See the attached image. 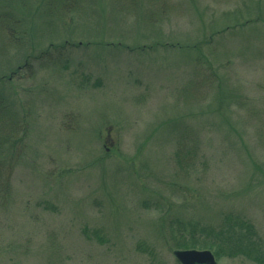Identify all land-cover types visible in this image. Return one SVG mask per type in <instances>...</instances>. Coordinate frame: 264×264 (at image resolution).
Listing matches in <instances>:
<instances>
[{"label": "rangeland", "instance_id": "rangeland-1", "mask_svg": "<svg viewBox=\"0 0 264 264\" xmlns=\"http://www.w3.org/2000/svg\"><path fill=\"white\" fill-rule=\"evenodd\" d=\"M86 1L0 0V264H178L225 212L264 243V0Z\"/></svg>", "mask_w": 264, "mask_h": 264}, {"label": "trees", "instance_id": "trees-1", "mask_svg": "<svg viewBox=\"0 0 264 264\" xmlns=\"http://www.w3.org/2000/svg\"><path fill=\"white\" fill-rule=\"evenodd\" d=\"M55 1L58 3L56 5L61 6L63 12H66L70 17L69 20H72L73 22L76 21L74 16L76 14L77 7L83 4L84 0H53L54 3ZM85 3H89V0L84 2V4ZM117 9L122 14V11L119 10L118 7ZM7 19L8 21L10 20L8 17ZM155 44L157 45L159 42H156ZM171 46L173 47V45ZM4 79L5 77L1 76L0 82ZM194 85L195 83L193 84L189 81L181 87L180 92L186 94L187 91H192ZM3 103L4 101L0 98V129L2 124L10 123L15 125L17 122L13 117L10 118L9 115L11 114V110L5 103V105ZM8 127L13 128V126H10L9 124ZM178 135L180 140H178L176 136L175 142H178L177 147L180 149H185L184 145L199 146L200 144H197L196 139L189 140L191 132L187 131V128L184 132H179ZM5 137V135L3 136L0 133V163L3 152V140ZM190 152H192L191 149L187 150L188 155ZM3 169L4 166L0 165V192L5 188L3 181L5 174L2 172ZM168 230V234L172 241L173 256V251L175 249H210L217 259H221L223 257L244 258L255 264H264V243L262 238L252 221L244 217L242 214L236 212H225L220 217L219 222L202 223L195 219L186 222V225L181 229L176 228L175 230L171 226ZM150 255L153 260L155 259L157 261L156 253L151 252ZM174 258L176 259L175 256ZM176 261L178 264H181L177 259Z\"/></svg>", "mask_w": 264, "mask_h": 264}, {"label": "water", "instance_id": "water-1", "mask_svg": "<svg viewBox=\"0 0 264 264\" xmlns=\"http://www.w3.org/2000/svg\"><path fill=\"white\" fill-rule=\"evenodd\" d=\"M173 253L181 264H218L215 255L209 249H175Z\"/></svg>", "mask_w": 264, "mask_h": 264}]
</instances>
